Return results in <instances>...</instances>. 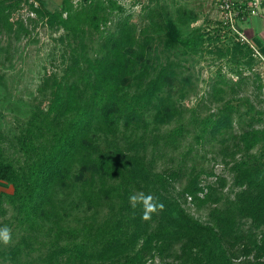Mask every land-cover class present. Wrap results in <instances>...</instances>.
Masks as SVG:
<instances>
[{
    "label": "trees",
    "instance_id": "16d2710c",
    "mask_svg": "<svg viewBox=\"0 0 264 264\" xmlns=\"http://www.w3.org/2000/svg\"><path fill=\"white\" fill-rule=\"evenodd\" d=\"M34 1L0 0V40L4 33L28 35L15 17L22 2L74 38L100 32L114 13H124L116 0H63L55 12ZM194 18L166 4L151 10L141 28L124 15L103 53L83 55V66L76 59L70 75L50 86L47 106L28 112L18 135L0 126V182L13 190L0 193V215L13 212L20 229V248L1 253L4 260L19 264L24 254L41 253L42 264H264V163L250 153L264 141L260 116L237 130L236 106L217 100L224 90L214 86L216 111L200 122L196 143L217 145L229 178L201 185L204 172L187 166L185 156L177 169H157L160 151L177 149L184 138L182 126L165 128L184 118L179 100L191 79L178 62L150 70V56L163 35L172 45L191 44L194 36L181 34ZM234 50L239 58L253 53L238 42ZM235 77L238 89L247 83L242 70ZM140 192L164 205L148 221L141 206L129 203ZM187 197L209 206L204 221L187 211Z\"/></svg>",
    "mask_w": 264,
    "mask_h": 264
},
{
    "label": "rangeland",
    "instance_id": "374dc122",
    "mask_svg": "<svg viewBox=\"0 0 264 264\" xmlns=\"http://www.w3.org/2000/svg\"><path fill=\"white\" fill-rule=\"evenodd\" d=\"M71 1L74 5L79 2ZM116 1L124 9L123 14L114 13L100 32L88 30L84 35L75 38L66 36L62 29L50 27L45 19L30 12L28 5L22 2L21 9L15 13V17L23 20L29 31L28 35L16 39L4 33L0 40L2 63L0 75L3 77L0 85L1 130L10 137L18 135L27 121L28 112L36 106H47L50 86L70 75L76 59L83 66L81 63L83 55L94 58L103 53L107 38L116 34L124 15L130 14L132 21L141 28L148 22L149 12L156 7L166 4L172 12L178 7H184L193 11L195 18L183 27L182 40L194 36L193 42L189 44L180 41L172 45L163 35L155 40L154 51L149 61L150 70H158L169 62H178L182 65L183 76L191 79L190 86L186 87V96L179 100L185 113L184 118L165 128L171 132L182 126L184 138L177 149L160 151L156 157L157 169H177L182 157L185 156L187 166L194 165L198 171L204 172L200 177L201 185L214 183L219 176L229 178L228 169L218 157L217 145L209 141L205 144L196 143L200 134V122L216 111L217 103L212 97V89L217 85L224 90L217 95V100H227L238 110L237 130L238 124L251 123L260 116L259 124L256 126L264 132V57L262 59L253 53L250 57L243 53L240 58L236 55L234 44L240 42L225 24L218 0ZM62 3L63 0L34 1L35 6L43 7L50 12L58 11ZM236 70H242L248 78L247 83L239 89L232 84L236 81ZM222 78L223 83L220 80ZM250 153L254 156V162L264 163V141L257 144ZM183 171L181 180L173 185L176 191L185 183L184 178L189 169L185 168ZM228 187L229 185L219 191L218 196H224ZM12 191L9 184L0 182V193L11 194ZM205 192L206 190L200 197H203ZM208 207L196 206L190 197L186 198L185 208L199 220H205ZM5 226L11 229L12 240L9 244L0 242V264H13L12 260L6 261L1 255L20 248V229L16 226L13 212L0 215V228ZM43 256L41 253L40 256L36 253L33 256L24 254L19 264H42ZM154 261L158 263L159 259L156 258Z\"/></svg>",
    "mask_w": 264,
    "mask_h": 264
},
{
    "label": "crops",
    "instance_id": "0c3cea01",
    "mask_svg": "<svg viewBox=\"0 0 264 264\" xmlns=\"http://www.w3.org/2000/svg\"><path fill=\"white\" fill-rule=\"evenodd\" d=\"M254 0H234L237 6L244 10L237 20L238 26L246 37L254 44L264 57V0H257L259 4L249 7ZM255 14H251V10Z\"/></svg>",
    "mask_w": 264,
    "mask_h": 264
},
{
    "label": "built area",
    "instance_id": "2783aa9c",
    "mask_svg": "<svg viewBox=\"0 0 264 264\" xmlns=\"http://www.w3.org/2000/svg\"><path fill=\"white\" fill-rule=\"evenodd\" d=\"M219 8L222 11L225 24L235 33L237 39L241 44L247 45L253 52L254 56L257 55L263 59V55L254 46V44L246 37L243 31L238 27L237 20L241 13L244 12L241 6H237L234 0H218ZM259 4V1L254 0L249 7L255 8ZM251 14H255V10H251Z\"/></svg>",
    "mask_w": 264,
    "mask_h": 264
},
{
    "label": "clouds",
    "instance_id": "9594fccd",
    "mask_svg": "<svg viewBox=\"0 0 264 264\" xmlns=\"http://www.w3.org/2000/svg\"><path fill=\"white\" fill-rule=\"evenodd\" d=\"M129 203L133 209L137 206L142 207V219L148 221L154 213L163 210L164 205L156 200L151 194L140 192L129 197ZM12 240L11 229L8 227L0 228V242L9 244Z\"/></svg>",
    "mask_w": 264,
    "mask_h": 264
}]
</instances>
